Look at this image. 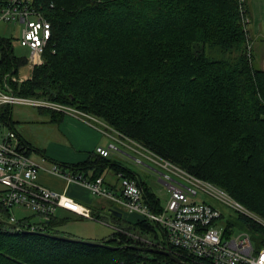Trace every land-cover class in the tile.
Listing matches in <instances>:
<instances>
[{"label": "trees", "instance_id": "obj_1", "mask_svg": "<svg viewBox=\"0 0 264 264\" xmlns=\"http://www.w3.org/2000/svg\"><path fill=\"white\" fill-rule=\"evenodd\" d=\"M5 2L0 0V7ZM37 2L51 22L52 38L43 64L23 84L14 85L16 95L76 108L103 121L191 176L215 184L264 220V184L259 182L264 180V72L254 68L248 56V32L240 13L242 7L248 18L244 3ZM10 40L0 37L4 69L26 64L25 59L13 56ZM11 109L2 108L0 119L13 130ZM38 113L56 124L63 116L43 108ZM223 157L238 173L226 169ZM98 161L106 163L104 170L109 166L135 180L151 212L162 210L147 183L120 162L92 154L86 162L57 166L93 180L104 173ZM236 214L227 227L249 233L255 243L264 246V228ZM103 215L115 228L101 240L105 247L40 235H61L58 228L65 222L57 218L43 222L37 231L28 227L16 231L0 224V264H174L161 255L128 249L147 245L117 232L157 238V229L163 235L159 225L146 220L127 224L122 218ZM7 216L0 205V219L7 221Z\"/></svg>", "mask_w": 264, "mask_h": 264}, {"label": "built area", "instance_id": "obj_2", "mask_svg": "<svg viewBox=\"0 0 264 264\" xmlns=\"http://www.w3.org/2000/svg\"><path fill=\"white\" fill-rule=\"evenodd\" d=\"M240 2L242 3V0ZM44 12V7L38 4L37 0H6L0 7V24L11 25L20 31V38L16 40L21 47L30 51L33 60L29 65V77L18 75V70L28 65L27 60L24 66L13 64L7 69H4L0 60V111L2 108L15 106L50 108L86 120L85 115L68 107L20 97L14 93V85H20L23 80L29 79L33 70L43 64V56L52 38L51 22L47 20ZM240 13L243 14L242 22L247 25L249 20L242 7ZM99 123L101 124V121ZM3 126L6 125L0 119V128ZM115 134L121 139L119 144L132 153L134 166L143 167L145 162H152L167 172L156 173L168 193L164 209L158 213L151 212L143 200L142 188L136 181L124 178L121 174L117 176L118 190L111 191L103 185L101 177L88 180L80 173L62 171L55 164L48 171L43 169L30 158L27 145L9 129L6 133L0 130V205L8 214L7 222L21 229L28 227L30 231L42 230L41 224L50 218H57L60 211L82 220H92V210L88 206L69 197L65 192L50 190L38 182L39 172L43 170L65 179L67 184L85 188L92 197L109 202L111 208L117 212L132 214L140 220L159 225L163 231V248L171 249L173 254L175 250V255L192 264H264V246L256 250V243L249 233L239 230L234 234L236 228L227 227V222H224L219 210L207 202L195 200L200 192L216 202L230 206L238 214L255 219L250 213L220 189L201 182L138 144H125L124 138L117 132ZM116 151L118 149L111 145L106 149L96 147L93 153L102 158H109L110 153ZM13 210L30 213L37 217L39 222H28L26 219L31 216L15 218L9 215ZM258 223L264 226L261 222Z\"/></svg>", "mask_w": 264, "mask_h": 264}, {"label": "rangeland", "instance_id": "obj_3", "mask_svg": "<svg viewBox=\"0 0 264 264\" xmlns=\"http://www.w3.org/2000/svg\"><path fill=\"white\" fill-rule=\"evenodd\" d=\"M247 25H246V27H247ZM0 37H2L4 39H12L13 56L16 59H25L28 61L27 66L22 67L18 70V75H19V77H29V71H28L29 65L33 63V60H32L30 51L25 47H21L16 40V39L20 38V31L16 30L11 25L1 23L0 24ZM249 49H251L250 45H249ZM25 81L26 80H23L21 82V84H23ZM52 104L57 105L56 103H52ZM68 108L70 110H75L77 112H80L76 108H72V107H68ZM47 110H51L55 113H61L63 116L67 115L66 113H63V112H60L57 110H53L50 108H47ZM72 113L76 114L74 112H72ZM80 113L86 116L85 119L87 122H94L93 120H97L98 122H100V120L94 118L93 116H90L88 114H84L82 112H80ZM63 120L65 121V123L67 122L66 121L67 118H64ZM11 121L13 123H15L13 129H15L17 132L22 134L30 142V144L34 148L39 149L41 152L43 151L44 154L48 155V151H50L52 149L61 150L62 153H69L70 152L68 149L58 147V143L60 142L59 141L60 137L56 134L57 124L56 123H50L49 116L45 115V114L38 113V109L32 108V107H27V106H15L11 109ZM90 124L94 125L93 123H90ZM101 125L103 127L102 132L105 134V136L108 138L111 137L112 139L116 140L117 143L119 144L120 142H118V141H121V139L115 134L116 132L114 130H112L108 125H106L103 121H101ZM94 126H96V125H94ZM60 127H61L60 130H63L66 126L63 124V125H60ZM0 130L3 131V133H6L9 131V127L6 125V126H3L2 128H0ZM91 136H93V134H91ZM122 137L125 139V140L123 139V142L125 144L131 146V142H133V141H131L130 139H128L124 136H122ZM105 142L106 141L104 139L103 140L100 139V144L104 147L107 146V144H105ZM133 143H135V142H133ZM135 144H137V143H135ZM73 145H75V147H76V149H78V151L81 150L79 147H83L81 144H78V146H76V144L73 143ZM121 146H123V145H121ZM123 147H125V146H123ZM127 150H129V149L127 148ZM129 152H130V150H129ZM84 153L86 154V151ZM35 156L36 155H32V158H34ZM54 162H56V161H54ZM230 163H232V162L229 161L227 158L225 159L223 157V164L225 165L226 169L232 173H238V170L235 169L234 167H232L230 165ZM55 164H57V163H55ZM96 164L99 165L98 168H103V170H104V165L106 163L103 161H98V163H96ZM144 165L145 166H143V167H133L130 165V167L133 169V172L138 175V178L141 181H143L144 183L146 182L147 185L150 186L149 188L151 189L153 194L159 199V204L161 205L160 206L161 209H164V207L166 205V200L168 197L167 189L164 187L163 184L161 185V183H155V182H158L156 179V173L167 174V172L165 170L161 169L159 166L153 164L152 162H145ZM108 168H109V166L105 167L103 174H108L114 182L118 183L119 180L117 179V176L119 174V171L115 170L114 168H111L109 170ZM200 181L203 182L202 180H200ZM259 182L261 185L264 184L263 179H261ZM208 184L212 185L211 183H208ZM212 186L215 187V184ZM218 189H219V187H218ZM220 190H221V188H220ZM221 191H223V190H221ZM223 192H225V191H223ZM81 196L83 197V199L86 198L87 196L89 197V195L86 196L85 193H82ZM229 198L232 201L236 202L230 196H229ZM84 201H86V200H84ZM100 201L101 200H99V199L89 197L87 202H83L82 204L85 206H88L90 209H92L91 207H93L95 204H98ZM195 201L207 202V203L211 204L212 206H214L217 210H219V212L224 217V222H227L230 218H234L237 215L236 211L233 208H231L230 206H227L223 203L216 202L215 200L211 199L210 197H208L207 195H205L203 193L198 192ZM104 202L106 203V205ZM104 202L102 203V205H100L103 207V209H100V210L97 209L96 215L95 214L93 215V213H92L93 218L91 221H86V220L84 221V220H79V219H75V218H70V219L63 218V219H61L59 215H63V214L61 212H59L57 215V219H61L65 223L63 226L58 228V232L62 236L69 235L70 238H75V239L84 240V241H101L103 239H107L109 236L112 235V231L115 228H113L114 225L112 224L111 220L104 217V215H102L103 218H97L98 213L104 214L105 212L107 213L108 209H112L108 202H106V201H104ZM237 204H239V203H237ZM240 206L242 208H244L248 213H250L255 218V219H251V220H253L256 223L261 222L262 224H264V220L261 217H259L257 214L253 213L251 210L243 207L242 205H240ZM95 207H97V205H95L93 208H95ZM121 214H122V217H121L122 220L124 222H126L127 224L128 223L134 224L138 220H140L137 216L132 215V214H128V213H121ZM9 215L14 216L15 218H19L21 216H31L30 219H31L32 223H35L38 221V220L36 221V219H38L37 217H35L32 214L27 213V212H18L17 210H13V211L9 212ZM134 216H135V218H134ZM258 225L262 226L264 228V226L261 225L260 223H258ZM221 226L225 228V225L222 223H221ZM237 231H239V229L236 228V232L234 234H237ZM117 232L127 236L128 238H131L133 241L138 242L140 244H145L147 246H153V247L156 246L157 247L156 249H158V250H165V248H163L162 246L161 247L159 246V243L164 240V237L158 229L156 230L157 238H153V236H150V238H148V236L140 235L139 233L130 234V233H125L123 231L121 233V230H118ZM152 239H155L156 241H154ZM254 247L256 250L261 248V246L258 245L257 243L254 245Z\"/></svg>", "mask_w": 264, "mask_h": 264}, {"label": "crops", "instance_id": "obj_4", "mask_svg": "<svg viewBox=\"0 0 264 264\" xmlns=\"http://www.w3.org/2000/svg\"><path fill=\"white\" fill-rule=\"evenodd\" d=\"M242 3H244L248 7V12H249V15H248L249 23L246 27V30L248 32V38H249L248 43L251 48L250 49L251 63L254 66V68L259 69L264 72V0H242ZM18 60H21V59H18ZM64 118H67L66 123L63 120ZM90 123H93L97 127ZM63 124L67 128L65 127L63 130H60L61 128L60 125H63ZM14 125H13V128H14ZM13 131L29 147L30 158L47 171L50 170L51 166L55 163H57L55 165H58V164L75 165V164L86 162L89 156H92V154H94L93 151L96 147H102L106 149L111 145L113 147H116L118 151L112 152L110 154L109 156L110 160L120 162L122 165L126 166L132 171L133 169L130 167V165L133 167H136L132 164V157H133L132 153L129 152L127 148L119 145L111 137L110 138L106 137L105 134L102 132L103 131L102 125L96 121L87 122L86 120H83L82 118L75 117L69 114L62 116L60 123H57V129H56V134L60 137L59 139L60 142L58 143V147L68 149L70 151L69 153H62L61 150L52 149L48 151V155H46L43 153V151L41 152L39 149L34 148L22 134L17 132L15 129H13ZM91 134H93V136H91ZM100 139L101 140L104 139L106 141L105 144H107V146L105 147L102 146L100 144ZM73 143H75L76 146H78V144H81L83 147H79L81 150L78 151V149H76ZM85 151H86V154L84 153ZM32 155H36V156L32 158ZM47 171L42 170L39 172V175H38V182L44 187L50 190L60 192V193L65 192L67 193L69 197L75 199L81 204L83 202H87L89 197H92L85 188L79 185L67 184L65 179L59 176L53 175ZM85 178L90 180L88 177H85ZM101 179H103V183H104L103 185L107 187L109 190L111 191L118 190L119 188L118 183L114 182L108 174H103L101 176ZM156 179L158 182H155V183H161V185L163 184L165 187V184L162 181H160L158 176H156ZM82 193H85L86 196L89 195V197L87 196L86 198L83 199V197L81 196ZM92 198L101 200L98 204H95L97 205V207L93 208L95 205L91 207L93 215L94 214L96 215V210L103 209V207L100 205H102V203L106 200L99 198V197H92ZM17 211L20 212L19 210ZM60 212L63 214V215H59L61 219L75 218V219L82 220L76 217L75 215L68 214L62 211ZM98 215L102 216L103 214L98 213ZM23 217L24 216H21L18 219H21ZM36 221L39 222V219H36ZM30 222H31V219H30Z\"/></svg>", "mask_w": 264, "mask_h": 264}, {"label": "water", "instance_id": "obj_5", "mask_svg": "<svg viewBox=\"0 0 264 264\" xmlns=\"http://www.w3.org/2000/svg\"><path fill=\"white\" fill-rule=\"evenodd\" d=\"M107 213L115 218H121L122 214L120 212H117L114 209H108ZM0 224L3 225L4 227L11 229V230H16L20 231L22 230L21 228L17 227L16 225L10 224L7 221H4L0 219ZM40 235L45 236V237H50L54 238L57 240H62L65 242H70V243H78V244H85V245H92V246H97V247H105L103 242L101 241H84V240H79L75 238H69L65 237L62 235H53V234H47V233H41ZM128 249L143 253V254H157L164 256L168 259H170L174 264H188L183 261H181L179 258H177L170 249H165V250H158L156 248H149V247H139V246H129Z\"/></svg>", "mask_w": 264, "mask_h": 264}]
</instances>
